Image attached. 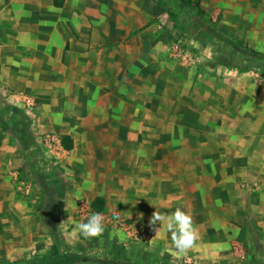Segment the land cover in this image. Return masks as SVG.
Returning a JSON list of instances; mask_svg holds the SVG:
<instances>
[{
  "label": "crops",
  "instance_id": "0c3cea01",
  "mask_svg": "<svg viewBox=\"0 0 264 264\" xmlns=\"http://www.w3.org/2000/svg\"><path fill=\"white\" fill-rule=\"evenodd\" d=\"M166 17L158 0H0V103L34 110L49 130L69 135L68 152L90 146L76 160L99 162L102 153V162H115L119 188H129L126 160L156 164L162 152L166 160L195 153L219 161L223 187L245 170L264 183V87L249 71L171 59ZM129 130L137 136L125 137ZM9 151L0 156V217L10 218V240L27 230L29 207L14 191ZM136 177L132 188H158L154 168L147 185ZM97 196L106 198L90 196L94 212Z\"/></svg>",
  "mask_w": 264,
  "mask_h": 264
},
{
  "label": "rangeland",
  "instance_id": "374dc122",
  "mask_svg": "<svg viewBox=\"0 0 264 264\" xmlns=\"http://www.w3.org/2000/svg\"><path fill=\"white\" fill-rule=\"evenodd\" d=\"M200 2L206 12L202 17L205 27L224 32L237 48L264 53V0ZM158 3L171 22L169 27L163 21L161 24L164 44H179L200 66L233 69L230 66L241 60L237 49L231 51L227 45L212 42L187 21V13H193L191 9L173 6L170 0H158ZM168 11L174 14L175 21ZM249 73L255 86L264 87V73L257 70ZM3 98L2 101L7 102ZM2 104L0 156L4 157L11 147V182L17 197L27 201L29 211L27 230L23 227V231L10 240V218L0 217V262L41 259L60 249L82 250L99 244L112 259L133 264H264V183L252 171L235 174L231 185L223 187L216 176L219 161L203 155L196 160L195 153L190 154L187 161L166 160L162 152L156 164L153 161L149 164L148 160H126L129 188H119L117 182H112L118 178L115 162H102V153L97 156L99 162L76 160V154L90 151V146L79 145L77 151L68 152L61 144L62 130H49L39 114L31 109L22 110L23 122L18 115L7 119L8 109ZM16 124L20 127L28 124L26 136L34 140L44 166L48 163L47 172L34 170L33 164L28 162V153L14 131ZM134 131L129 130L125 137L137 136ZM153 168L157 173L155 192L149 188H132L135 172V184L146 182L147 185L149 171ZM97 177L110 182L104 188H92L91 180ZM245 179L255 184L247 185ZM186 185L187 188H180ZM81 191L83 195L77 196ZM98 192L106 196L103 210L95 211L103 215L105 230L98 237L86 238L77 225L94 212L88 199ZM20 203L24 204L21 200ZM177 207L191 215L200 236L195 245L185 251L174 246L170 234H161L159 229L155 233L149 226L154 212L170 214ZM114 209L118 212L116 216Z\"/></svg>",
  "mask_w": 264,
  "mask_h": 264
},
{
  "label": "trees",
  "instance_id": "16d2710c",
  "mask_svg": "<svg viewBox=\"0 0 264 264\" xmlns=\"http://www.w3.org/2000/svg\"><path fill=\"white\" fill-rule=\"evenodd\" d=\"M170 4L173 6L180 5L182 8L191 9L192 14L186 15L187 21L191 22L194 28L208 37L212 42H220L223 45H227L232 50H238V54L242 57L241 60H237L236 63L232 64L230 67L240 72H248L251 70H257L264 73V53L258 52L254 49L249 48H237L232 42L229 36L224 32L215 29L213 27H205L202 22V17L206 15V12L201 6L200 0H170ZM180 8V7H179ZM168 13L172 16L175 21L174 14L172 12ZM7 110V109H6ZM18 113V114H16ZM14 115H18L19 118L25 121V117L21 112H16L15 110L8 109L5 113L6 118H13ZM13 120V119H12ZM4 122L0 120V125ZM27 125L16 124L14 131L17 133L18 140L21 146L25 147L28 162L33 164V169H41L43 172H47L48 163L45 166L43 160L37 155V145L34 140L27 138ZM2 129H6L2 126ZM61 144L66 151L73 148V140L69 135L61 136ZM36 153V154H35ZM36 168V169H35ZM36 173V172H35ZM37 174V173H36ZM105 206V201L102 197L97 196L92 202L91 207L95 211L103 210ZM0 264H133L128 261L114 260L107 255L105 251L99 246V244H93L86 249L77 250L74 248H64L60 249L57 253L47 256L41 259H25V260H15V261H5L0 262Z\"/></svg>",
  "mask_w": 264,
  "mask_h": 264
},
{
  "label": "clouds",
  "instance_id": "9594fccd",
  "mask_svg": "<svg viewBox=\"0 0 264 264\" xmlns=\"http://www.w3.org/2000/svg\"><path fill=\"white\" fill-rule=\"evenodd\" d=\"M113 210V215H117ZM149 226L155 233L161 230V234H170L174 246L185 251L192 248L199 240V232L193 224L191 215L180 207L170 214L154 212L149 218ZM80 233L86 237H98L105 230L104 217L100 212H92L86 217L85 222L77 225Z\"/></svg>",
  "mask_w": 264,
  "mask_h": 264
},
{
  "label": "built area",
  "instance_id": "2783aa9c",
  "mask_svg": "<svg viewBox=\"0 0 264 264\" xmlns=\"http://www.w3.org/2000/svg\"><path fill=\"white\" fill-rule=\"evenodd\" d=\"M168 55L171 59L181 62L189 68H194L198 65L196 59L190 54V52L183 49L182 46L177 43H171L169 45Z\"/></svg>",
  "mask_w": 264,
  "mask_h": 264
}]
</instances>
